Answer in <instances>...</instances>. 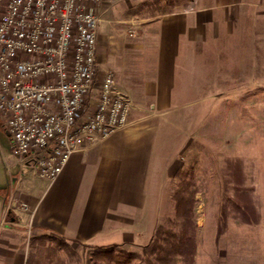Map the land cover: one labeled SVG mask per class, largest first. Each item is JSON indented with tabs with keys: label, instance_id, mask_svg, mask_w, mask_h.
<instances>
[{
	"label": "rangeland",
	"instance_id": "1",
	"mask_svg": "<svg viewBox=\"0 0 264 264\" xmlns=\"http://www.w3.org/2000/svg\"><path fill=\"white\" fill-rule=\"evenodd\" d=\"M189 1L195 0H147L130 14L152 19ZM131 35L138 38V32ZM198 50L204 63L194 64L193 74H186L192 77L188 80L192 88L175 97L172 111L156 118L159 126L148 195L156 218L154 233L159 226L166 231L154 263L238 264L241 259H256L264 264V0H250L230 31L212 34ZM126 95L134 108L130 123L153 114L152 99L143 105ZM16 161L0 121V236L10 230V216L22 217L16 207L7 213L5 203L11 185L15 188L29 171L26 162L20 166ZM183 186L188 187L186 195L195 208L196 228H189L196 244L192 263L174 253L167 255L184 230L175 218L174 199ZM243 194L257 216L236 209ZM222 221L226 227L217 238ZM25 230L13 232L20 242L21 264H116L111 253L95 246L57 237L33 242L31 229ZM119 248L125 249L114 250ZM142 248L131 251L126 264H146Z\"/></svg>",
	"mask_w": 264,
	"mask_h": 264
},
{
	"label": "crops",
	"instance_id": "2",
	"mask_svg": "<svg viewBox=\"0 0 264 264\" xmlns=\"http://www.w3.org/2000/svg\"><path fill=\"white\" fill-rule=\"evenodd\" d=\"M143 1L147 0H107L102 6L98 59L102 69L114 71L124 94L142 104L152 99L153 114L96 146L85 145L52 184L39 178L26 161L28 174L16 181L15 188L11 185L5 203L16 197L34 209L33 237L48 234L82 245L139 252L154 233L156 218L148 189L157 115L172 111L175 97L192 88L188 83L192 77L186 74H193L194 64L204 63L198 49L212 34L230 31L250 0L189 1L152 19L130 14ZM134 32L138 38L131 35ZM21 216H10L11 228L0 236V264H21L20 242L13 232H25L30 223L28 214ZM238 264L262 262L241 259Z\"/></svg>",
	"mask_w": 264,
	"mask_h": 264
},
{
	"label": "built area",
	"instance_id": "3",
	"mask_svg": "<svg viewBox=\"0 0 264 264\" xmlns=\"http://www.w3.org/2000/svg\"><path fill=\"white\" fill-rule=\"evenodd\" d=\"M106 1L0 0V121L16 163L49 184L75 152L130 125L132 101L98 59ZM14 207L31 229L34 209Z\"/></svg>",
	"mask_w": 264,
	"mask_h": 264
},
{
	"label": "trees",
	"instance_id": "4",
	"mask_svg": "<svg viewBox=\"0 0 264 264\" xmlns=\"http://www.w3.org/2000/svg\"><path fill=\"white\" fill-rule=\"evenodd\" d=\"M188 191V187L183 186L181 189H177L174 195V199L176 200V215L175 218L177 221H180V227L184 228L182 232H180L179 238L177 236H174V239H176L175 244L172 246L173 252H169L167 255H172L173 253L177 256H183L184 258L189 259L190 263L193 262L195 254H196V244L194 242V238L190 237V227H193L194 230L196 228V223L193 221L194 215H195V208H194V201H189V197L186 195ZM242 201H240V204L236 207L237 210H240L242 212V215H250L249 213L252 211L255 216H257L256 213H254L253 206L251 204L250 198L243 194ZM189 202H191V206H189ZM249 223H253L255 221L249 220ZM179 224V223H178ZM226 227V223L222 221L221 228L218 230L217 238H220L222 233L224 232V228ZM193 230V232H194ZM166 231V228L164 226H159L156 230V232L152 235L149 242L143 246V256H145L146 264H155L153 255L159 248V239L164 235ZM49 238H56L54 236L45 234L38 237L31 236V240L33 242H38L44 239ZM77 242V241H75ZM168 245L171 244V240L167 239ZM79 243V242H77ZM81 244V243H80ZM114 247L117 246H97L95 249L97 251H103L107 253H111L114 256V261L116 264H126L130 261V257L133 256V253L131 251H128L126 249L119 248L118 250H114ZM192 260V261H191Z\"/></svg>",
	"mask_w": 264,
	"mask_h": 264
}]
</instances>
